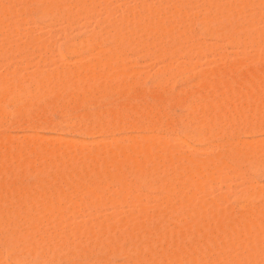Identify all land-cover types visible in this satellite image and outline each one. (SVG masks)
<instances>
[{
  "label": "bare ground",
  "instance_id": "bare-ground-1",
  "mask_svg": "<svg viewBox=\"0 0 264 264\" xmlns=\"http://www.w3.org/2000/svg\"><path fill=\"white\" fill-rule=\"evenodd\" d=\"M113 1L0 0V62L7 68L18 55L36 67L0 74V128L58 133L60 123L43 120L50 110L113 97L97 113L62 120L66 133L88 142L72 145L59 135L49 144L50 136L44 142L37 134L16 142L1 134L0 264H109L113 255L125 264H264V185L256 184L264 177V137H255L264 135V0H137L131 8L121 5L132 0ZM40 21L89 36L72 41L69 29L53 47L33 35ZM90 23L97 29L89 33ZM205 37L239 48L241 57L220 54ZM128 54L162 63L157 90H136L141 76L125 63L134 59ZM209 54L218 65L199 73L198 90L174 98L166 87L190 67L171 62L188 56L196 67ZM45 64L55 68L38 69ZM171 100L184 117L167 114ZM124 131L151 134L125 140ZM253 133L254 146L238 140ZM204 145L220 150L202 158L212 154ZM234 178L241 186L231 200L225 187ZM222 187L226 193L214 197ZM80 218L82 226L69 227ZM73 249L81 251L76 259L68 256Z\"/></svg>",
  "mask_w": 264,
  "mask_h": 264
},
{
  "label": "rangeland",
  "instance_id": "rangeland-1",
  "mask_svg": "<svg viewBox=\"0 0 264 264\" xmlns=\"http://www.w3.org/2000/svg\"><path fill=\"white\" fill-rule=\"evenodd\" d=\"M98 1V0H97ZM119 1V0H118ZM117 0H116V2H117V4L120 2V3H122L123 2V0H120L119 2H118ZM122 1V2H121ZM125 1H127V0H125ZM137 0H132V1H127V2H124V4L122 3V5L121 6H125V5H128V6H130V8L132 7V6H134V4L135 3H137L136 2ZM230 1V0H229ZM116 2L115 1H113V3H115L116 4ZM135 2V3H134ZM126 3V4H125ZM226 3L227 4H229L228 3V1H226ZM232 4L234 3V2H231ZM117 4L115 5V7L117 6ZM133 4V5H132ZM115 9V8H114ZM119 9V8H118ZM117 10V9H116ZM114 11V10H113ZM103 13V12H102ZM113 14H112V19H116V20H118V18H120L121 16H119L120 15V11L118 10V11H114V12H112ZM105 13H103V15H104ZM102 15V14H101ZM101 15L99 14L98 16L99 17H101ZM105 17V16H104ZM42 22V23H41ZM44 21H40V23L38 22V24L36 23V27H38L39 26V28H43V29H39L38 30V28H36V30H34L35 32H33V35L36 37H40L41 38V40L43 39L44 41H47V42H49L51 45H53V47H57V46H62L63 44H64V39L65 38H63V36H65L66 35V33H69L68 31H69V29H70V33L71 34H69V36L68 35H66V37H74V38H70V40H72V41H75V42H80V41H78V39L80 40L81 39V41H82V39L83 40H85V39H87L86 38V36H89V35H84V34H87L86 33V31H85V33L84 32H82L80 29V31L78 32L77 31V29H78V27H77V29H76V27H75V29L74 28H68V30H66V28L64 29L63 27L64 26H62V29H61V25H59L58 26V24L56 25H52L51 27H46V25H45V22L43 23ZM83 23V20L80 22V24H82ZM26 24V25H25ZM25 24H23L25 27V29H27V28H29V27H31L30 29H35L34 28V24H30V23H25ZM93 24H95V23H92V25H91V23L89 24V25H91V26H88L87 27V29L86 30H88L87 32H89L90 31V29L91 30H96L97 29V27L95 28V26H93ZM22 25V26H23ZM32 25H34V26H32ZM38 25V26H37ZM42 25H44L46 28H44V26H42ZM41 26V27H40ZM260 26V25H259ZM18 27V26H17ZM89 27H91V28H89ZM94 27V28H93ZM81 29H82V27H80ZM89 28V29H88ZM25 29H23V28H21V30H25ZM28 30V29H27ZM62 30V31H61ZM26 31V30H25ZM65 31H67V32H65ZM84 31V30H83ZM65 32V35L63 34ZM76 34H75V33ZM90 33V32H89ZM63 34V35H62ZM74 36H73V35ZM78 34V35H77ZM15 37V36H14ZM17 37V36H16ZM63 38V39H62ZM206 39L205 40H203V41H205V42H207V43H212V42H216V43H218L219 45H220V49H222L221 50V52H220V54H222V55H224V56H227V57H229L230 59H234V58H239V57H241V50L238 48H231V47H227V46H225L222 42H218V41H211V38L209 39L208 37H205ZM207 38L209 39V40H207ZM17 40H18V38H16ZM17 40H13V41H17ZM213 40V39H212ZM19 41V40H18ZM206 43V44H207ZM216 43H213V44H216ZM207 45H210V44H207ZM26 53V52H25ZM28 53V52H27ZM83 53V52H82ZM84 53H86V52H84ZM81 54L82 56L84 55L85 57L87 56V59L86 60H88V59H91L90 57H88L89 56V54L87 55V53H86V55L85 54ZM91 54V53H90ZM261 54H262V57L264 58V48L261 50ZM29 54H27V56H28ZM132 55V56H131ZM212 55V54H211ZM210 54L209 55H207V56H205V58L204 59H202V58H200V59H198L199 60V65L197 64L196 65V67H194L195 65V58L193 59V58H189L188 56V58L186 57V56H183V57H179V58H177L176 60H174L173 62L174 63H172L171 62V64L170 65H172V66H174V65H177L179 62V64H183V65H185V67H187V65H189L187 68H189V73H186L185 75H182V76H177V75H175V77H174V79H173V77L171 78L172 79V82L171 83H169L170 84V86H169V84H168V86L166 87L167 89H168V91L174 96V98H178V97H182V95L181 94H184V92L185 91H187V92H190V91H195L196 89L198 90V88L195 86V85H197V80H199L200 78H199V73L201 74V72H203L204 70L206 71L207 69H212L213 67H216L215 65H218V63L217 64H215V63H213V61H217L218 60V56H216L217 57V59L215 58V56H211ZM91 56V55H90ZM130 59L131 58H134L133 59V61H132V59L130 60V62H125V63H130L131 64V66L133 65V63H135L132 67V69L133 70H136V71H138L139 72V74H140V79H139V81H138V84H137V89L136 90H138V91H147V92H150V91H154V90H157V88H155V87H158L157 85H156V83H157V79H156V72H157V70L160 68V67H162L163 65H161L160 63L158 64V62L157 63H155V61H153V59L151 58V60H149L147 57H145L144 59H142V58H140V59H136L138 56H136V55H133V54H128L127 55ZM131 56V57H130ZM133 56H135V57H133ZM85 57H84V59H85ZM93 57V56H92ZM127 57V58H128ZM16 58V64H15V61H12L13 62V64L11 63H9L8 62V64H7V66L9 65V67H3V64H2V62L4 63V64H6L4 61H2V62H0V74H4V72L6 71V69L7 70H9L10 68H12V69H14L16 66L17 67H19L17 70H19V71H22L21 73L22 74H25L26 75V73L29 75V74H31L33 71H35V65H34V67H33V63L32 62H34L35 61V59H34V61H31V66H29V65H27V66H29V67H27L26 68V66H24V64L25 63H27V62H25V59L23 58H20V56L18 57V55L15 57ZM19 58V60H21V62L20 61H18L17 59ZM56 58V56L53 58V59H55ZM139 58V57H138ZM70 62L71 61H73V59H71L70 57L69 58H67ZM179 59H180V61H179ZM193 59V60H192ZM67 60V61H68ZM128 60V59H127ZM182 60V61H181ZM68 61V62H69ZM126 61V60H125ZM135 61V62H134ZM152 61V62H151ZM176 61V62H175ZM185 61V62H184ZM190 61H192L193 62V64L190 62ZM20 62V63H19ZM25 62V63H24ZM36 62V61H35ZM35 62H34V64H35ZM55 62H57L56 60H55ZM66 61H64V63H65ZM68 62H66V63H68ZM186 62H190L189 64H187ZM212 62V63H211ZM264 62V61H263ZM58 63V62H57ZM60 63H63V62H60ZM59 63V64H60ZM63 63V64H64ZM65 63V64H66ZM197 63H198V61H197ZM22 64V65H21ZM71 64H73V62L71 63ZM71 64H69L68 63V65L70 66ZM174 64V65H173ZM181 64V65H182ZM194 65V66H192V65ZM215 64V65H214ZM262 64H264V63H262ZM15 65V66H14ZM26 65V64H25ZM74 65H75V63H74ZM73 65V66H74ZM127 65V64H126ZM20 66H21V69H20ZM44 66H46V67H43V65H42V67L40 68H38V69H44V71H47V70H53V68H55L53 65H48V64H45ZM73 66H70V68L71 69H74L75 67H76V65L74 66V68H72ZM264 66V65H263ZM25 67V68H24ZM130 67V66H129ZM174 67H180V65L179 66H174ZM181 67H183V66H181ZM6 68V69H5ZM23 68V69H22ZM195 68H196V70H195ZM16 69V68H15ZM5 70V71H4ZM11 70V69H10ZM43 71V70H42ZM29 72V73H28ZM31 72V73H30ZM147 72V73H146ZM155 72V73H154ZM149 75V76H148ZM190 75V76H189ZM144 76V77H143ZM146 77V78H145ZM177 77V78H176ZM145 78V79H144ZM199 78V79H198ZM142 79V80H141ZM156 79V80H155ZM141 80V81H140ZM171 81V80H170ZM169 81V82H170ZM174 81V82H173ZM194 82V83H193ZM196 82V83H195ZM153 83V84H152ZM173 83V84H172ZM191 83H193V84H191ZM182 88V89H181ZM196 88V89H195ZM140 89V90H139ZM154 89V90H153ZM178 89V90H177ZM184 89V90H183ZM181 90H183L182 92H181ZM181 92V93H180ZM186 92V93H187ZM150 100V102H152L153 100L152 99H149ZM172 102H173V100H171ZM171 101H169V102H171ZM169 102H167L166 103V105H165V110H167L166 112H167V114L169 115V116H171V117H173V118H171V119H178L179 117H181V116H183L186 112L184 111V108H182L181 106H179V105H177L176 103H169ZM88 103V104H87ZM113 104V97L112 96H109V95H107V96H105V97H103L102 99H100L99 101H97V100H91V101H86V102H83L82 104H80L77 108H67V109H60V108H55V109H52V110H50L49 112H47V114H45L44 116H43V120H45V121H47V122H49V121H51V122H56V123H60L61 124V130L62 131H60V132H58V133H56V132H51V131H49L47 128H45V127H35V128H37L36 130H35V128H34V130H31V129H27L26 128V124H16V123H11L10 125H8L7 127H3V128H0V136H1V134H2V138H5V139H8V138H6L7 136L9 137V139H13V140H16V142H18L19 140H20V142H22V141H24V138L26 139L27 138V136H29V134L30 135H32L33 134V136L35 135V136H37L38 135V137H39V139H40V137H41V139H46L47 137H49L47 140H49V144H51V143H54L55 144V142H54V138L55 137H58L59 135H62L65 139L66 138H68V139H66V140H68V141H70L71 140V142H70V144L72 143V145H73V142H81V141H85V140H87V142H88V140H90L91 141V138H88V137H84V136H82V135H79V134H76V133H66V131H65V125L62 123V120L64 119V118H68V116L70 117H78V116H81V115H83V113L84 114H87L88 112L90 113H97V112H99V111H101V110H103L102 109V107H104V106H107V107H110L111 105ZM176 104V105H175ZM170 105V106H169ZM172 106V107H171ZM73 109V110H72ZM69 111V112H68ZM93 111V112H92ZM83 112V113H82ZM87 112V113H86ZM185 112V113H184ZM58 115V116H57ZM77 115V116H76ZM186 115V114H185ZM184 115V116H185ZM183 116V117H184ZM45 118V119H44ZM61 121V122H60ZM18 125H19V127H18ZM22 125V126H21ZM24 125V126H23ZM63 132V133H62ZM125 132V131H124ZM124 132H121L122 134H120L119 135V137L120 136H122V137H120V138H123V137H125L124 139L126 140V136L129 134V136H132L134 139H138L139 137L138 136H147L148 134H149V136H150V132H143V133H137V132H135L136 133V137H134L135 136V133H133V132H131V131H127V132H125V134H124ZM19 133V134H18ZM24 133V134H23ZM127 133V134H126ZM147 133V134H146ZM4 134V135H3ZM8 134V135H7ZM37 134V135H36ZM139 134V135H138ZM141 134V135H140ZM256 134V133H255ZM255 134L253 133L252 135L250 134V136H246V134H244V136H243V134H241L240 136H238V138L239 137H241V138H237L239 141H242V142H244V140L246 141V139L248 140V141H252V144H253V141H255L256 143H257V141H256V138H258V141H259V139L261 140V138L263 139V137H264V135L263 134H257L256 136H255ZM7 135V136H6ZM10 135V136H9ZM17 135V136H16ZM26 135V136H25ZM65 135V136H64ZM138 135V136H137ZM247 135H249V134H247ZM13 136V137H12ZM16 136V137H15ZM23 136V137H22ZM25 136V137H24ZM129 136H127V139H128V137ZM254 136L256 137V138H254ZM12 137V138H11ZM44 137H46V138H44ZM53 137V138H52ZM108 137V138H107ZM132 137H129V139L130 138H132ZM18 138V139H17ZM105 139V140H103V141H108L109 142V140H110V138H111V136H97L96 138H93L94 140L95 139H97V140H95V141H98V142H101L102 140H100V139ZM52 139H53V141H52ZM73 139L75 140V141H73ZM92 139V140H93ZM43 140V141H44ZM93 140V141H94ZM102 141V142H103ZM247 141V142H248ZM44 142H46V140L44 141ZM48 142V141H47ZM86 142V141H85ZM69 143V142H68ZM107 143V142H106ZM251 143V142H250ZM249 143V144H250ZM256 143H254L253 144V146L254 145H256ZM105 144V143H104ZM104 144H102L103 146H104ZM175 145V147L177 148V147H179V145H176V144H174ZM65 145H63V147L62 148H66V147H64ZM71 146V145H70ZM205 147H208V151L209 152H211L212 154H205V155H207V156H203L204 154H202L201 155V157L202 158H206V157H209V156H211V155H214V154H216V152L218 153L219 152V148L217 147V149H216V152H214L212 149H211V151L209 150L210 149V147L211 146H208V145H204V149H205ZM182 147H179V149H181ZM212 148V147H211ZM215 148H216V146H215ZM214 147H213V149H215ZM178 149V150H179ZM181 150H183V151H181ZM181 150H179L180 151V155H187V152H188V150H187V148L185 149V148H183V149H181ZM207 150V148L205 149V151ZM190 151V150H189ZM184 152H185V154H184ZM190 153H191V151H190ZM205 153H207V151L205 152ZM188 155H190V154H188ZM263 174V173H262ZM261 175V174H260ZM264 175V174H263ZM262 176V175H261ZM259 177V180H258V178H256V180L258 181V182H256V184L257 185H259L260 183H261V185L263 184L264 185V177ZM129 178V177H128ZM27 179H29L28 181L26 180V178L24 179V183L25 184H29L31 181V179L29 178V177H27ZM241 179L240 178H234L233 179V181H232V183H231V185L228 187H225L226 188V190H228V194L230 195V197L231 196H235V194L239 191V189H240V183H241V181H240ZM259 183V184H258ZM262 185V186H263ZM228 188V189H227ZM221 189H222V191H223V187L222 188H220V189H215L214 191H213V195H214V197H215V195L217 196V195H219L220 193H218L219 191H221ZM225 190V189H224ZM226 190L224 191V193H226ZM212 195V196H213ZM212 196L210 197V198H212ZM232 199L231 200H233V198L234 197H231ZM153 203V202H152ZM151 202L150 203H148L149 205H153ZM230 203H231V201H230ZM151 207V206H150ZM124 209H125V207H124ZM126 209H128V208H126ZM108 213H110L111 211L110 210H106ZM106 211H104V212H106ZM107 214V213H106ZM81 219H83V218H80V220L79 219H76V220H74V222L73 223H70L69 224V227L71 228V226L73 227V225H74V227H75V225H77V224H79V221L81 222L82 220ZM72 222V221H71ZM82 223H83V221L80 223L81 224V226H82ZM88 222H84V224L83 225H85V224H87ZM80 224H79V226H80ZM89 224V223H88ZM78 227V226H77ZM102 248H103V246H101ZM77 249V248H76ZM75 249V250H76ZM104 249V248H103ZM71 252L73 255H74V249L71 251V250H68V252ZM77 251V252H76ZM75 251V253H76V255H78L77 253L79 252L78 250H76ZM99 251H100V248H99ZM102 251V250H101ZM70 252L68 253V256H69V254H70ZM81 252V251H80ZM79 252V253H80ZM71 254V255H72ZM81 254V253H80ZM76 255H74L75 256V259H76ZM70 257V256H69ZM78 257H79V255H78ZM77 257V258H78ZM112 256H110L109 257V260L107 261V262H109V264H118V263H120V264H122V262L124 261L125 262V260H122V259H120V258H118V257H120V256H118V255H113V259L111 258ZM71 258H73V256H71ZM74 259V258H73ZM89 260V261H88ZM88 260H85L86 262L88 261V262H90V259H88ZM111 260V261H110ZM84 261V262H85ZM113 261V262H112ZM65 262V261H64ZM64 262H62L63 264H64ZM104 262V261H103ZM123 262V263H124ZM61 262H59V263H57V264H62ZM105 263V262H104ZM25 264V263H24ZM29 264V263H28ZM125 264V263H124Z\"/></svg>",
  "mask_w": 264,
  "mask_h": 264
}]
</instances>
